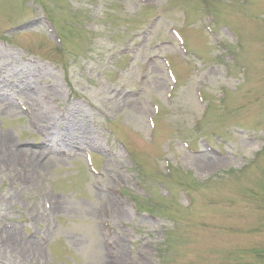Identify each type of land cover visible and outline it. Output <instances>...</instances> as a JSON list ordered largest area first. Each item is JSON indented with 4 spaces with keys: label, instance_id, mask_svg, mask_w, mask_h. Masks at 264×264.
Returning a JSON list of instances; mask_svg holds the SVG:
<instances>
[{
    "label": "rangeland",
    "instance_id": "obj_1",
    "mask_svg": "<svg viewBox=\"0 0 264 264\" xmlns=\"http://www.w3.org/2000/svg\"><path fill=\"white\" fill-rule=\"evenodd\" d=\"M0 264H264V0H0Z\"/></svg>",
    "mask_w": 264,
    "mask_h": 264
},
{
    "label": "bare ground",
    "instance_id": "obj_2",
    "mask_svg": "<svg viewBox=\"0 0 264 264\" xmlns=\"http://www.w3.org/2000/svg\"><path fill=\"white\" fill-rule=\"evenodd\" d=\"M73 136L74 135L71 133H64L59 135L58 138L63 146H75L77 144V139L72 140Z\"/></svg>",
    "mask_w": 264,
    "mask_h": 264
}]
</instances>
